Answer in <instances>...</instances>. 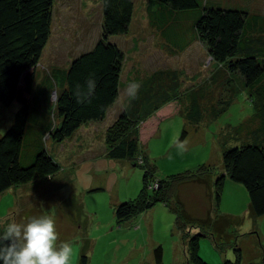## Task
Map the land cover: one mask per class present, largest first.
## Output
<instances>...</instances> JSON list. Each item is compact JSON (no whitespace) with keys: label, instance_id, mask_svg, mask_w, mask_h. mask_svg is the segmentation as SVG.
<instances>
[{"label":"rangeland","instance_id":"obj_1","mask_svg":"<svg viewBox=\"0 0 264 264\" xmlns=\"http://www.w3.org/2000/svg\"><path fill=\"white\" fill-rule=\"evenodd\" d=\"M204 1L208 7L215 5L225 10L245 11L251 24L255 23L254 17L264 19V0ZM134 6L129 33L113 38L125 55L119 102L104 122L88 127L85 133L82 130L63 143L54 142L47 136L39 141L61 170L55 176L40 177L31 190V187H23L1 196L0 226L6 227L13 220L21 224L32 217L49 215L55 221L58 242L75 241L80 248L86 247L83 256L87 258V264H161L155 256V250L161 245L166 253L163 264H174V259L179 257L188 264L183 239H179L175 229L176 215L163 203L157 204L155 212H152V225L148 224L151 216L144 217L146 212L129 222H117L115 207L137 198L144 187L145 167L109 158L106 133L128 104V85L135 81L140 84L139 90H147L152 97L161 82L165 86L170 83L168 79L161 81L160 75L167 71L175 72L179 79V95L183 97L180 113L165 120L157 134L141 148L148 165L157 169L154 179L177 176L196 170L203 164L214 165L216 172H221L218 168L223 163L224 147L229 149L254 142L251 137L245 139L246 125L254 109L249 91L243 86L242 79L236 76L233 79L239 93L225 112L215 120L205 118L198 128L186 120L183 106L189 102V93L210 79L214 71L225 69L227 65L214 61L197 38L185 50H179L152 25L148 0H134ZM102 15V0L55 1L51 36L37 67L35 88L46 83L54 88L52 92L57 93L55 88H59L53 75L67 70L76 56L95 46L102 35ZM185 15L189 14L182 16ZM177 30L184 38L182 43L194 35L192 22L188 19L182 18ZM250 33L249 37L264 40L263 34L252 30ZM210 86L212 84L208 83L207 87ZM46 108L52 123L58 126L56 103L50 102V95ZM32 120L29 125L33 130H28L23 147V164L32 162L40 145L35 141L37 132ZM14 122V113L0 104V138ZM87 142H91L89 147ZM142 162L139 160L138 163ZM231 185L234 186H227L222 194V209L219 210V214L238 217V222L230 227L233 233L231 245L219 241L221 249L216 248L211 237L204 238L200 256L209 264H224L226 260L235 262L236 249L239 248L241 264H264V216H251L246 189L235 183ZM194 191H184V199L190 200V196L198 194ZM245 195L248 198L245 199ZM214 219L212 217L206 223L208 229H215ZM175 241L180 243L179 251L174 246Z\"/></svg>","mask_w":264,"mask_h":264},{"label":"trees","instance_id":"obj_2","mask_svg":"<svg viewBox=\"0 0 264 264\" xmlns=\"http://www.w3.org/2000/svg\"><path fill=\"white\" fill-rule=\"evenodd\" d=\"M55 1L0 0V104L15 115L13 126L0 138V195L13 187L59 173L60 165L39 141L47 136L63 143L83 126L104 121L119 102L125 55L113 38L129 33L135 6L134 0H102L100 39L93 48L76 56L67 70L53 75L59 88L55 89L59 96L56 114L60 124L52 123L46 105L54 88L46 83L35 88V83L37 67L51 36ZM148 2L151 23L167 41L185 50L197 38L214 61L227 65L224 70L214 71L210 79L189 93V102L183 106L186 120L198 128L205 118L215 120L225 112L239 93L233 79L236 76L249 91L254 114L246 125L245 139L251 137L254 142L229 149L224 147L223 172L217 176L214 187L215 210H220L224 184L228 180L246 189L255 217L264 216V40L249 37L250 30L264 36V19L254 17L255 23L251 24L245 11L208 7L204 0ZM182 18L191 20L194 31L193 37L183 43L184 38L177 30ZM89 77L96 82L94 94L90 102L79 104L74 96L76 85L84 86ZM163 79L170 83L165 86L161 82L152 97L145 89L138 91L136 99L129 96L128 104L106 133L109 158L145 167L143 189L137 198L117 205L115 217L118 223L129 222L163 203L176 215L175 229L187 241L189 264H209L200 256L201 240L213 235L206 226L189 221L182 203L177 200V190L188 180L216 174V167L203 164L196 170L158 180L154 179L156 167L148 165L141 149L165 120L180 113L183 104L177 73L164 72L160 75V80ZM208 83L212 86L207 87ZM31 118L37 132L35 141L40 145L32 162L23 164L25 138L28 130H33L29 125ZM139 160L143 162L139 164ZM216 247L221 249L219 245ZM236 252V261L226 260L224 264H241V250L237 248ZM155 256L161 263V246L155 250ZM81 264H87L86 257Z\"/></svg>","mask_w":264,"mask_h":264},{"label":"clouds","instance_id":"obj_3","mask_svg":"<svg viewBox=\"0 0 264 264\" xmlns=\"http://www.w3.org/2000/svg\"><path fill=\"white\" fill-rule=\"evenodd\" d=\"M96 82L89 77L84 86L76 85V102H90ZM140 84L132 82L126 88L131 99L137 98ZM59 96L50 93V102L57 103ZM54 219L49 216L32 217L25 224L9 222L0 235V261L2 264H71L75 249L70 242H59Z\"/></svg>","mask_w":264,"mask_h":264},{"label":"crops","instance_id":"obj_4","mask_svg":"<svg viewBox=\"0 0 264 264\" xmlns=\"http://www.w3.org/2000/svg\"><path fill=\"white\" fill-rule=\"evenodd\" d=\"M112 108H114V107H112ZM112 108H111V110H112ZM110 111L108 112V114L110 113ZM104 121H102V122H104ZM99 123H101V122H99ZM99 123L87 124V125L83 126L81 129H79L78 132L83 130L82 133H85V132H87L86 129L88 127L95 126V124H99ZM92 136H94V133H93ZM87 143H89V142H87ZM90 143L88 144V147L90 146ZM81 146L84 147V145H81ZM85 147H87V145ZM218 169L221 170V172L219 171V172H216V174H214V175L209 174V175H205L203 177H199V178L188 180V181L182 183L179 186L178 190H177V200L182 203L184 212H185L186 216L188 217L189 221H191L193 223H196L198 225H203L205 227L206 223L207 222L209 223V220L212 217L215 218L214 219V220H216V223L214 225L215 229H209V231H213V232H211L212 235H213V238H211V239L213 240V243H214L215 247L218 246V242L219 241H226L229 245H231L233 233L231 232L230 227H231V225H235V223L238 222V219H237L238 217L237 216H233V215H230V214H223V213L219 214L220 212L219 211L217 212L215 210V197H214L215 181L217 179V176H219V174H221L223 172V163H222V166H220ZM37 182H39V181L37 180V181H34V182H32L30 184H27V185L16 186V187H13L12 189H10L8 191L9 192L13 191V189L15 191H19V190H22L23 187H25V188H30L31 187L30 188V190H31L32 188H34L33 185L35 183H37ZM231 184L232 183H230L228 180H226L225 184H224L223 192L225 191V188H227V186L228 187L234 186V185H231ZM199 187L201 189L198 191ZM187 190H189L190 192L196 190L194 192L195 193L197 192L198 194L194 195L193 197L190 196L191 197L190 200H185L184 197H183V192L187 191ZM4 194L0 195V197L3 196ZM246 197H247V195H245L244 198L246 199ZM23 198H24V196H23ZM224 201H225V199H223V203H224ZM221 205H222V199H221V203H220V208H221ZM155 208H156V206L153 207L150 211L146 212L145 215H144V217H145V216H147L149 214V218L151 216V220L148 219V221H149L148 224L149 225H152V223H154V219L152 217V212H155L154 211ZM248 209H249L250 212H252L251 216H255L254 213H253V210H252V208L250 206V203L248 204ZM25 223H27V221H24L21 224H25ZM137 228L140 229L141 227L138 226ZM4 229H5V227L0 226V235L3 234ZM178 235H179L178 236L179 239H183V236H182V234L179 231H178ZM203 239L201 240V242H204ZM70 243L73 244L74 249H75V255H74V257L71 260L72 261L71 264H81L82 258L84 257L83 253L85 252L86 247L80 248L79 243L75 242V241L74 242L71 241ZM174 246L175 247L177 246L178 247V251H179V249H180L179 241H175L174 242ZM183 246H184L183 249H184V256H185L186 244H185V240L184 239H183ZM206 246H209V245H206ZM161 247L163 248V257H162L161 264H163V262L165 261L166 253H165L164 246L161 245ZM81 255H82V257H81ZM179 256H180V252H179ZM179 256L176 255V257H179ZM187 262H188V259H187ZM174 264H184V261H183V259L181 257H179V259L175 258L174 259ZM188 264H189V262H188Z\"/></svg>","mask_w":264,"mask_h":264},{"label":"built area","instance_id":"obj_5","mask_svg":"<svg viewBox=\"0 0 264 264\" xmlns=\"http://www.w3.org/2000/svg\"><path fill=\"white\" fill-rule=\"evenodd\" d=\"M157 187H158V185L156 184V185H155V188H157Z\"/></svg>","mask_w":264,"mask_h":264}]
</instances>
